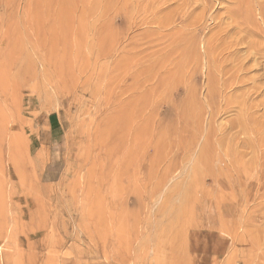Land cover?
<instances>
[{
  "label": "rangeland",
  "instance_id": "374dc122",
  "mask_svg": "<svg viewBox=\"0 0 264 264\" xmlns=\"http://www.w3.org/2000/svg\"><path fill=\"white\" fill-rule=\"evenodd\" d=\"M0 264H264V0H0Z\"/></svg>",
  "mask_w": 264,
  "mask_h": 264
},
{
  "label": "bare ground",
  "instance_id": "6f19581e",
  "mask_svg": "<svg viewBox=\"0 0 264 264\" xmlns=\"http://www.w3.org/2000/svg\"><path fill=\"white\" fill-rule=\"evenodd\" d=\"M242 1H243V0H242ZM237 2H238V1H237ZM246 3H247V2H246ZM247 6H248V5H247ZM251 7H252V6H251ZM258 7H259V6H258ZM230 9H231V8H230ZM243 28H244V27H243ZM243 28H242V29H243ZM246 31H247V30H246ZM244 32H245V30H244ZM244 32H243V33H244ZM177 33H178V32H177ZM241 33H242V32H241ZM243 33H242V34H243ZM248 33H249V32H248ZM248 33H247V34H248ZM221 34H224V33H221ZM240 35H241V34H240ZM209 48H210V47H209ZM209 48H208V49H209ZM208 49H207V51H208ZM205 54H206V53H205ZM208 54H209V53H208ZM212 54H213V53H212ZM212 54H210V55H212Z\"/></svg>",
  "mask_w": 264,
  "mask_h": 264
}]
</instances>
